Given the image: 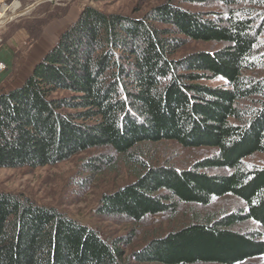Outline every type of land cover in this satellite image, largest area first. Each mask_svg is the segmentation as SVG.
Listing matches in <instances>:
<instances>
[{
	"label": "trees",
	"instance_id": "1",
	"mask_svg": "<svg viewBox=\"0 0 264 264\" xmlns=\"http://www.w3.org/2000/svg\"><path fill=\"white\" fill-rule=\"evenodd\" d=\"M219 1L230 10L216 19L171 2L143 18L85 6L28 79L0 91V167L54 165L103 146L134 156L131 150L142 143L164 140L215 147L218 153L190 169L145 168L134 183L105 194L100 212L138 222L175 212L178 202L207 205L213 197L234 194L245 210L153 238L135 257L162 264H237L264 254V166L243 165L245 158L264 154V79L248 74L264 66V0ZM178 35L224 46L175 58L185 39ZM208 73L227 85L202 83ZM61 91L67 94L54 95ZM249 98H259L258 106L239 105ZM210 167L233 171H201ZM247 219L262 227L261 236L233 229ZM127 244L106 241L55 207L0 191V264H124Z\"/></svg>",
	"mask_w": 264,
	"mask_h": 264
},
{
	"label": "rangeland",
	"instance_id": "2",
	"mask_svg": "<svg viewBox=\"0 0 264 264\" xmlns=\"http://www.w3.org/2000/svg\"><path fill=\"white\" fill-rule=\"evenodd\" d=\"M37 1L40 0H0L2 19L6 20L7 17L18 14L0 27V45H7L8 42H11L28 50L40 39L47 28L58 24L59 33L49 47L50 50L66 29L79 19L82 10L87 5L98 7L106 12L137 18H143L158 6L170 2L192 12L204 13L213 19H216L215 16L219 14L226 16L230 10L219 0H45L22 14L23 10ZM16 4H18L17 8ZM210 13L215 14L209 15ZM157 25L166 27L162 24ZM20 31L24 32V39L21 42L18 39ZM178 36L185 39L182 46L173 54L172 57L175 58H182L194 52H210L224 46L222 42L195 41L183 35ZM261 42L264 46V36L261 38ZM248 74L257 79H264V66L258 65ZM201 82L214 87L227 85L225 78L211 74L203 78ZM64 94L67 92H56L54 95ZM257 99L259 98L242 100L239 105L249 110L258 106ZM231 120L238 123L235 119ZM131 152L135 155L126 156L117 153L108 146L94 147L54 165L36 168L29 166L0 167V191L24 195L39 204L55 207L71 218L94 228L108 242H114L119 238L128 240L129 244L122 247L124 252L122 262L124 264H162L152 261L140 262L135 255L153 238L164 237L196 220L205 221L211 218L216 220L225 213L246 208L242 199L234 194H227L222 197H213L207 205L178 202L175 212L168 211L148 215L138 222L126 215H105L100 212L105 194L114 193L128 184L134 183L139 174L145 171V168L166 165L174 166L179 170L190 169L198 161L218 153V148L211 146L186 147L174 140H164L142 143L139 149L135 148ZM106 154L109 158L108 163L96 160ZM90 160L94 163L93 166L89 162L87 164V161ZM243 165L248 170L264 166V154L255 153L245 158ZM201 171L212 175H225L230 174L233 169L210 167ZM159 194L170 195L171 193L161 191ZM233 229L246 234L255 233L258 236L262 235L263 230L256 221L251 219L234 225ZM237 264H264V254Z\"/></svg>",
	"mask_w": 264,
	"mask_h": 264
},
{
	"label": "crops",
	"instance_id": "3",
	"mask_svg": "<svg viewBox=\"0 0 264 264\" xmlns=\"http://www.w3.org/2000/svg\"><path fill=\"white\" fill-rule=\"evenodd\" d=\"M58 26L47 28L28 50L11 42L0 45V64H3L0 68V91L21 86L28 79L58 35ZM18 39L20 42L24 39L23 31L19 32Z\"/></svg>",
	"mask_w": 264,
	"mask_h": 264
},
{
	"label": "water",
	"instance_id": "4",
	"mask_svg": "<svg viewBox=\"0 0 264 264\" xmlns=\"http://www.w3.org/2000/svg\"><path fill=\"white\" fill-rule=\"evenodd\" d=\"M43 1H45V0H40V1L35 2L33 5L29 6V7L26 8L25 10H23V11H22V14H23V13H26V12H28V11H30L31 9H33L34 7H36L37 5H39L40 3H42ZM46 1H47V0H46ZM17 15H18V14H14V15H12V16H10V17H7L6 20L1 21V22H0V27L3 26L5 23H7L9 20H12V19H13L15 16H17Z\"/></svg>",
	"mask_w": 264,
	"mask_h": 264
},
{
	"label": "bare ground",
	"instance_id": "5",
	"mask_svg": "<svg viewBox=\"0 0 264 264\" xmlns=\"http://www.w3.org/2000/svg\"><path fill=\"white\" fill-rule=\"evenodd\" d=\"M18 7V4H16V8ZM3 18V13H0V22L3 21L4 19Z\"/></svg>",
	"mask_w": 264,
	"mask_h": 264
},
{
	"label": "built area",
	"instance_id": "6",
	"mask_svg": "<svg viewBox=\"0 0 264 264\" xmlns=\"http://www.w3.org/2000/svg\"><path fill=\"white\" fill-rule=\"evenodd\" d=\"M0 68H3V64H0Z\"/></svg>",
	"mask_w": 264,
	"mask_h": 264
}]
</instances>
